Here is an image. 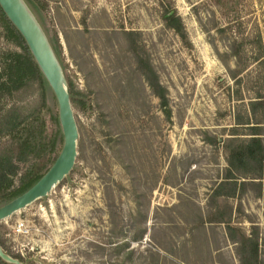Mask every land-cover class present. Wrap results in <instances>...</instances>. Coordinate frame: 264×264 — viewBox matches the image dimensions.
<instances>
[{
  "label": "rangeland",
  "instance_id": "1",
  "mask_svg": "<svg viewBox=\"0 0 264 264\" xmlns=\"http://www.w3.org/2000/svg\"><path fill=\"white\" fill-rule=\"evenodd\" d=\"M32 1L83 104L72 107V169L47 195L0 220L6 257L18 264H239L211 195L226 174L222 140L240 102L231 97L238 86L231 74L242 78L243 102L264 91L262 68L240 71L230 55L228 27L257 21L264 48V0ZM170 2L184 37L164 20L162 5ZM127 30L139 32L167 90L168 119L137 68ZM45 112L53 134L57 102ZM257 119L264 144V111ZM241 180L227 197L232 221L256 232L264 264V179Z\"/></svg>",
  "mask_w": 264,
  "mask_h": 264
},
{
  "label": "trees",
  "instance_id": "2",
  "mask_svg": "<svg viewBox=\"0 0 264 264\" xmlns=\"http://www.w3.org/2000/svg\"><path fill=\"white\" fill-rule=\"evenodd\" d=\"M30 11L33 8L45 25V19L32 0H23ZM31 4V6H30ZM164 20L180 36L184 37V23L171 2L162 5ZM35 19L45 32L49 44L60 62V46L56 35L47 34L41 22ZM234 35L230 55L236 59L240 71L256 63L264 72V48L257 21L247 28L244 20L228 27ZM48 32L50 31L47 28ZM131 51L135 56L137 68L141 71L147 86L158 99L165 117L171 116L168 106L167 90L158 79L150 59L139 45L138 31H124ZM0 38L4 40L0 54V206L20 195L35 184L51 167L57 158L63 135L58 114L51 112L56 125L55 133L47 130L45 111L53 109L55 95L44 74L34 59L29 47L18 29L12 24L0 6ZM244 58V59H243ZM243 59V61H242ZM231 74L239 86L242 78ZM72 107L83 104L82 90L71 79L66 80ZM231 92L235 99L236 111L234 125L229 129V137L222 140L226 151L227 169L211 195L215 199L214 214L217 221L224 223L228 238L235 244V253L239 264H263L259 254L256 232L249 233L233 224L232 207L227 197L233 195L238 182L247 176L264 179V144L257 115L264 111L261 98L264 91L256 90L253 97L243 102L240 87ZM19 177L13 186V179ZM0 231V245L1 243ZM0 264H14L0 256Z\"/></svg>",
  "mask_w": 264,
  "mask_h": 264
},
{
  "label": "water",
  "instance_id": "3",
  "mask_svg": "<svg viewBox=\"0 0 264 264\" xmlns=\"http://www.w3.org/2000/svg\"><path fill=\"white\" fill-rule=\"evenodd\" d=\"M0 6L23 36L55 95L63 135L61 150L46 173L26 191L0 206L2 220L47 195L69 173L77 154L78 129L61 63L55 56L42 27L23 0H0ZM0 256L18 264L17 261L6 257L1 246Z\"/></svg>",
  "mask_w": 264,
  "mask_h": 264
},
{
  "label": "bare ground",
  "instance_id": "4",
  "mask_svg": "<svg viewBox=\"0 0 264 264\" xmlns=\"http://www.w3.org/2000/svg\"><path fill=\"white\" fill-rule=\"evenodd\" d=\"M17 212V211H16ZM3 220V219H2Z\"/></svg>",
  "mask_w": 264,
  "mask_h": 264
}]
</instances>
